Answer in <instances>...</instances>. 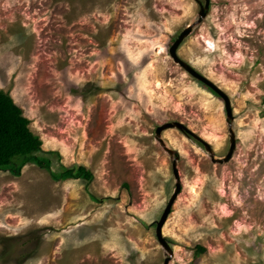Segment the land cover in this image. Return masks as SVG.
<instances>
[{"label":"rangeland","instance_id":"1","mask_svg":"<svg viewBox=\"0 0 264 264\" xmlns=\"http://www.w3.org/2000/svg\"><path fill=\"white\" fill-rule=\"evenodd\" d=\"M198 12L196 0H0V90L52 169L93 174L0 170V264H162L155 221L174 177L156 126L182 122L216 157L229 146L222 99L168 52ZM177 54L228 95L236 144L218 164L161 133L181 181L168 264H264V0H209Z\"/></svg>","mask_w":264,"mask_h":264},{"label":"trees","instance_id":"2","mask_svg":"<svg viewBox=\"0 0 264 264\" xmlns=\"http://www.w3.org/2000/svg\"><path fill=\"white\" fill-rule=\"evenodd\" d=\"M41 144L40 138L30 130L29 119L23 115L21 108L8 93L0 90V170H9L13 175L19 176L24 165L34 163L46 169L54 181L92 180V172L82 165L76 167L60 165L57 170L52 169L51 159L39 155ZM198 250L202 248L198 247Z\"/></svg>","mask_w":264,"mask_h":264},{"label":"water","instance_id":"3","mask_svg":"<svg viewBox=\"0 0 264 264\" xmlns=\"http://www.w3.org/2000/svg\"><path fill=\"white\" fill-rule=\"evenodd\" d=\"M196 2L199 5V12H198V18L195 22L192 24L187 25L175 38V40L171 43L169 46L168 52L169 56L171 57L172 61L176 63L178 66H180L185 72H187L191 77H193L198 82L204 84L206 87H208L210 90H212L219 98L222 99L225 109V118L227 123V129H228V137H229V146L227 149V152L223 157H216L214 154V151L207 141L202 139L199 135H197L195 132L190 130L185 124H183L180 121L171 120L164 122L155 128L154 138L159 143V145L162 147V149L168 154L169 158L171 159V169L172 174L174 177V189L172 194L170 195L159 219L155 221V236L157 238L158 243L164 250V260L162 264H168L170 258L172 257V249L170 247V244L167 240V238L163 235V225L167 219V216L171 212V207L174 203V200L176 199L177 194L181 190V181L177 169V160H178V153L175 149H172L166 145L164 140L161 137V133L169 128H176L179 131H181L185 136L192 138L199 143L202 144L204 150L209 156V159L212 163H224L227 162L230 157L232 156V153L235 149V133L232 128V120H233V114H232V108L231 103L228 95L219 87L217 86L212 80L201 74L199 71H197L194 67H192L188 62L183 60L178 54H177V48L179 44L182 42V40L191 32L192 27L195 24H198L201 22L202 18L206 15L209 0H196Z\"/></svg>","mask_w":264,"mask_h":264}]
</instances>
